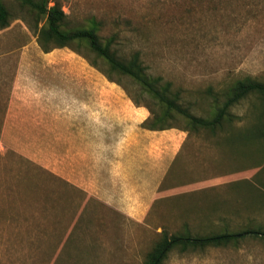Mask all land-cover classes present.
Instances as JSON below:
<instances>
[{
	"label": "rangeland",
	"instance_id": "obj_1",
	"mask_svg": "<svg viewBox=\"0 0 264 264\" xmlns=\"http://www.w3.org/2000/svg\"><path fill=\"white\" fill-rule=\"evenodd\" d=\"M4 2L12 18L0 29V264H145L164 234L225 231L241 235L205 249L176 247L162 264H264V142L254 129L264 99L240 102L232 123L216 132L185 131L181 120L157 133L168 139L147 130L158 154L171 131L180 143L156 197L145 200L141 191L121 190L126 178L115 165L140 157L119 144L143 132L153 102L134 104V82L111 81L93 54L45 52L28 9ZM55 3L71 28L96 25L102 37L117 36L120 55L139 51L148 71L171 81L197 116L211 115L213 94L237 80L264 79V0ZM92 122L108 134L107 147L91 145ZM84 181L109 183L108 197L90 193Z\"/></svg>",
	"mask_w": 264,
	"mask_h": 264
},
{
	"label": "trees",
	"instance_id": "obj_2",
	"mask_svg": "<svg viewBox=\"0 0 264 264\" xmlns=\"http://www.w3.org/2000/svg\"><path fill=\"white\" fill-rule=\"evenodd\" d=\"M17 1L33 16L39 32L38 42L45 52L56 48H70L80 54L88 52L107 65L105 74L111 81H115L114 76L117 75L127 77L134 82L139 92L137 96L131 97L134 104L141 105V97H147L153 102L152 106L146 105L152 117L142 123L143 128L164 131L178 128L169 121L181 120L186 124L185 131L204 129L216 132L226 123H232L235 117L232 109L240 102L252 96L264 99V79L246 77L229 86L224 91L225 94H213L216 107L211 115L197 116L193 113L190 104L185 102L182 92L174 89L171 81H166L163 76H154L148 71L139 51L129 57L120 55L116 48L117 36L102 37L96 25L71 28L66 12L57 3L51 5L53 0ZM11 18L9 8L4 0H0V29L7 27ZM96 63L92 62V65L97 67ZM209 91L212 92V89ZM221 97L225 100L219 103ZM254 129L260 131L255 139L264 142V113ZM245 233L259 234V232ZM239 235L226 231L206 236L164 234L147 255L145 264H162L168 253L176 247L186 251L190 248L205 249L209 246H221L236 241Z\"/></svg>",
	"mask_w": 264,
	"mask_h": 264
},
{
	"label": "crops",
	"instance_id": "obj_3",
	"mask_svg": "<svg viewBox=\"0 0 264 264\" xmlns=\"http://www.w3.org/2000/svg\"><path fill=\"white\" fill-rule=\"evenodd\" d=\"M79 125L83 126V122L76 123V130L79 128ZM91 127L96 128V132H94V135H91L90 137L91 145L94 146L99 144V147H102L103 145H106L107 147L110 142L108 134L100 133V131L98 130V122H92ZM147 130L150 131V133H153V136L158 135L157 138L160 135H166L165 137L168 139V134H157L159 133V131L149 130L146 128H143V132H140L139 135L133 134L126 138L123 137L125 140L120 141L119 148L121 149V146H123L124 143V147L126 146L125 148H127L126 150H128L130 156L138 154L140 157L135 161H131L129 159L130 161H127L126 163H121V161H118L115 167L119 169L117 171L115 170V173L119 174L121 177L125 175L124 177L126 178V180H122L123 183L121 181L123 185V187H121V190L123 189L124 191L135 192L141 191L144 194L142 196L143 199L152 200L156 197V189L159 188L161 182L163 181L166 174H168L170 168L173 165V162L178 156L180 142L178 139V135L175 134L173 136V132L171 131L169 134L170 140L167 141L166 145L167 149L158 154L152 147L154 146V144L148 146ZM82 140H87V138L83 137ZM78 141L79 135L76 133L75 143L77 144ZM142 146H144L145 149L139 150V148ZM127 167H130V169H124ZM83 186L87 191H89L90 193H94V195H97V197L100 198H107L108 195L105 193L107 191H111L109 183L105 182H99V184H97L93 181H84ZM97 189L100 192L99 194H95V191ZM118 191H120L119 186Z\"/></svg>",
	"mask_w": 264,
	"mask_h": 264
}]
</instances>
